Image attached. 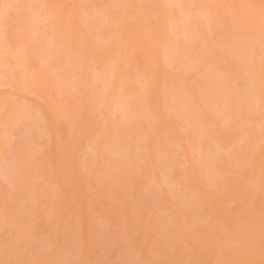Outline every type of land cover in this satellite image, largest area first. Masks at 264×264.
Masks as SVG:
<instances>
[{
    "label": "rangeland",
    "instance_id": "374dc122",
    "mask_svg": "<svg viewBox=\"0 0 264 264\" xmlns=\"http://www.w3.org/2000/svg\"><path fill=\"white\" fill-rule=\"evenodd\" d=\"M0 58V264H264V0H0Z\"/></svg>",
    "mask_w": 264,
    "mask_h": 264
},
{
    "label": "bare ground",
    "instance_id": "6f19581e",
    "mask_svg": "<svg viewBox=\"0 0 264 264\" xmlns=\"http://www.w3.org/2000/svg\"><path fill=\"white\" fill-rule=\"evenodd\" d=\"M0 59H1V58H0ZM5 78H6V77H5ZM10 79H11V78H10ZM13 79H14V78H13ZM13 79H12V80H13ZM13 81H14V80H13ZM5 83H8V82H5Z\"/></svg>",
    "mask_w": 264,
    "mask_h": 264
}]
</instances>
